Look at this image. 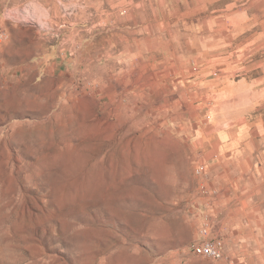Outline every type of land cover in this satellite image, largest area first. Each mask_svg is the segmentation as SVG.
<instances>
[{"label":"rangeland","instance_id":"rangeland-1","mask_svg":"<svg viewBox=\"0 0 264 264\" xmlns=\"http://www.w3.org/2000/svg\"><path fill=\"white\" fill-rule=\"evenodd\" d=\"M263 166L264 0H0V264H264Z\"/></svg>","mask_w":264,"mask_h":264},{"label":"built area","instance_id":"built-area-1","mask_svg":"<svg viewBox=\"0 0 264 264\" xmlns=\"http://www.w3.org/2000/svg\"><path fill=\"white\" fill-rule=\"evenodd\" d=\"M207 233V231H205ZM193 252L196 255L223 260L226 254L223 240L218 238L205 239L193 246Z\"/></svg>","mask_w":264,"mask_h":264},{"label":"crops","instance_id":"crops-1","mask_svg":"<svg viewBox=\"0 0 264 264\" xmlns=\"http://www.w3.org/2000/svg\"><path fill=\"white\" fill-rule=\"evenodd\" d=\"M262 169L264 170V166L262 167Z\"/></svg>","mask_w":264,"mask_h":264}]
</instances>
